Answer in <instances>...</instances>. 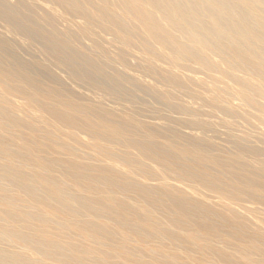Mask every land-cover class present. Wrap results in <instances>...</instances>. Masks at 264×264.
<instances>
[{
  "label": "bare ground",
  "instance_id": "bare-ground-1",
  "mask_svg": "<svg viewBox=\"0 0 264 264\" xmlns=\"http://www.w3.org/2000/svg\"><path fill=\"white\" fill-rule=\"evenodd\" d=\"M17 1L37 17L47 15L63 23L66 30L73 29L94 49L107 43L110 57L122 68L137 71L139 79L166 104L179 105L184 128L193 132L186 144L177 146L170 139H161L162 135L133 109L119 119L112 118L103 109L94 110L73 98H63L58 86L42 90L24 73L25 62L9 53L20 77L16 84H9L11 72L0 68L2 95L24 96L25 107L45 111L54 127L19 119L12 114L6 98L0 96V264H53L49 261L72 259L95 264H264V232L249 229L231 211L206 207L184 192L167 188L166 183V187L144 185L121 177L108 165L82 162L74 143L59 136L76 141L78 132H88L93 136V148L101 154L114 155L115 151L109 152V142H120L124 149L135 147L141 156L172 167L183 181L212 187L230 200L264 199V180L256 181L252 175L255 171H247L244 162L249 157L248 164L264 179V150L241 147L243 142L264 140V108L258 112L244 108L264 94V52L248 42L258 37L255 33L260 32L259 26L264 31V16L254 11L261 0H243L240 9L224 12L232 14L227 19L235 17L232 21L236 26L222 23L215 11L209 19L214 34L229 26L239 28L237 32L242 34L236 33L237 38L245 42L227 50L242 61L251 59L252 64H247L260 69L258 72L242 67L238 61L242 66H232L221 56L219 41L202 40L188 27L192 11L187 12L185 3L184 9L177 0H40L49 5L45 11L37 0ZM201 1L209 11L222 5V0ZM56 23L50 24L51 30ZM53 32L55 49L77 40L62 39ZM233 35L225 38L229 44ZM5 40L0 37V49L9 43ZM191 48L210 58L211 63L205 66ZM156 117L162 124L171 122L168 116ZM218 127L231 133L236 147L233 157L221 159L205 151L204 143L210 141L206 129L212 132ZM129 128L140 136L127 137ZM172 134L181 138L176 131ZM18 138L20 143L12 149V142ZM141 156H127L126 163L143 172L146 167L139 160ZM233 165L240 170L227 176L236 179L233 182H224L219 174L211 172L220 167L229 172ZM129 240H133L135 249H131ZM5 244L9 248L1 246ZM89 244L97 248H89ZM230 244H235L232 251L225 249ZM26 249L38 258L28 256Z\"/></svg>",
  "mask_w": 264,
  "mask_h": 264
},
{
  "label": "rangeland",
  "instance_id": "rangeland-1",
  "mask_svg": "<svg viewBox=\"0 0 264 264\" xmlns=\"http://www.w3.org/2000/svg\"><path fill=\"white\" fill-rule=\"evenodd\" d=\"M177 1L179 2V4L181 3L184 9L186 5L187 8L185 10L187 12L192 11L189 20L193 21L189 22L193 23V27L191 28L192 24L190 23L188 24V27L191 30H195L198 35L202 38V40L206 41V43H213L215 41H219L220 47L222 49L219 48L218 50L220 51L221 56L224 57L228 61V63H230L232 66L243 65L242 67H247L249 69L251 68L252 71L254 70L253 72H258V70H260L257 68L254 69V67H251L249 65L252 64V61H250L251 59L246 57L247 59L243 58L242 61V59L234 57L229 52L231 47L245 42L242 37L237 38L238 35H236V33L242 34V32H237V29L239 30V28H232L231 26H229L230 28H227V30L225 29L226 31H216L214 34V30L212 29V27H214L213 23L211 22V20H209L211 18L213 19L215 11V14L220 17V21L222 23H224L225 21V23H227L228 25L231 23H234L232 25H235V17H231L233 19H227V17L230 18L232 14H229L228 16V14L225 13L233 11V9L235 11V8L240 9L239 6L243 5V0H222V5H219L220 7L218 9H214L211 11L202 6L203 2L201 0H194L195 2L193 0ZM184 3L185 5H183ZM36 4L39 6V8H42L44 11L45 9L49 10V5L40 0H37ZM223 5L225 7H223ZM195 6L198 7V9ZM255 6L256 8L254 11L259 15L264 16V0L257 2ZM32 11L33 10L29 8L25 9L21 7L20 3L17 0H8L5 3L3 0H0V37L2 39L5 38L6 43L9 42L3 48L0 49V68H6L11 72L12 77L7 81L9 84H16L20 77L19 72L16 70L14 61L8 57L9 53H13L14 55H11L18 57L20 61L25 62L26 67L24 73L37 84L38 88L44 90L48 87L58 86L60 88L61 94L64 96L63 98H73L75 100H78L79 102H82L83 104L91 105L95 108L94 110L103 109L106 112L110 113L111 116H113L112 118L116 117L119 119L123 117L130 109H133L136 113H139L138 115H140L147 121L150 128H155V130H157V132L162 135L161 139H170L175 142L177 146H182L183 144H186L187 141H189L190 135L193 130L190 131V129L184 128L185 122L183 116L180 114L181 112H179L181 111L180 107H178L179 105L166 104L162 101L161 97L155 91L152 90L149 85L139 79L137 71H130L128 69L122 68L118 62L114 61L113 58L110 57L111 50H109L107 43H103L99 48L94 49L87 38H78L76 32L73 29L66 30V27L62 25L63 23L58 24L47 15L37 17ZM204 11L206 12L205 15ZM199 12H201V14ZM152 14L154 13L152 12L149 15ZM203 18H205V20ZM226 20L228 21L226 22ZM53 22L56 23V27L54 29L55 31L51 30L50 28V24ZM198 23L200 24L199 26ZM259 28L260 32L258 31V28L257 30L255 29L257 33L259 32L258 34L255 33V30H253V33L258 36L256 37L257 40L255 39L254 42L249 39L247 40H249L248 42L250 43V45H252L253 48L256 47V50L262 49L264 52V31L261 30L262 28L260 26ZM233 29H235L236 32L235 30L233 31ZM231 31L233 33H231ZM262 31L263 33H261ZM52 32L54 35L62 39L75 38L77 40L76 42H73V45L69 44L64 48L58 50L53 48L52 46ZM216 33L219 34L218 38L216 37L218 35ZM226 34H228V36L234 34V40L232 41L235 42L236 40L237 44L231 42V46V44H229L230 42L225 39L228 37ZM261 34H263V36ZM207 35L209 36V38L207 37ZM202 36H204L205 39ZM213 39H215V41ZM185 40L186 39H182L184 43L186 42ZM222 40L224 41L223 43ZM118 49L119 48L116 47L115 52H117ZM193 51L191 48V53H194V57L197 58L199 61L201 59L200 62H203L205 66L211 63L210 58L209 60H207L208 58L205 55H200L199 53H196V51ZM230 54L232 55V57H230ZM133 58L136 59V57ZM238 59L241 60V62ZM237 61L242 65L239 64ZM233 62L237 64H233ZM40 63L43 66L45 64L48 68H45V70L41 69L42 66H40ZM261 66H263L262 69L264 70V63H261ZM0 96H2L4 99L6 98L5 102L10 107L12 114L18 117L19 119H22L24 121H32L38 126L45 125L44 127L46 128L51 127L50 129L54 127V123L48 119V116L45 111L38 108L25 107L26 99L24 96L20 94H9L4 96L2 95L1 88ZM259 97L260 98H254V106H249L245 104V110L251 112H258L260 108H264V94H260ZM156 115L168 116L169 118H171L170 124H162L161 122H159L160 119L157 118ZM155 124L158 125L155 126ZM218 128L219 129L213 130L212 132H210V128L206 129L205 132L207 135L210 136V141L204 143L207 144V146H205V151H207L209 155H214L221 159L233 157L236 152V147L231 133H229L223 127ZM73 131L75 130L73 129ZM172 131H176L177 133H179L181 135V138L175 137L172 134ZM128 133L129 134H127L126 136L129 138L140 136L139 134L135 135L131 128L128 129ZM77 134L78 139L76 141L70 140L65 135L59 136L60 139H62L63 141L74 143V145H72L73 143H71V145L75 147L76 151L80 154V161L82 160V162L86 163H89L91 161L94 163L98 162L97 164L108 165L110 167H113V169L115 168L114 170H116V172L120 174L121 177H125L128 180L140 184L149 186L163 185V187H166L167 184V188L175 190L177 189V191L184 192L183 194L194 198L206 207H211L218 211H231L232 214L236 217H239L240 220H242L249 229L264 232V199L261 198L259 200L254 198L252 199L247 197H241L230 200L229 198L223 196L221 192L219 193V191H215V189L212 187L207 188V186H203L202 184L197 182H195V184L194 182L188 181L187 179L183 181L184 178L180 179L181 176H179V173L175 169L154 158L141 156L138 149L135 147H128L127 149H124L120 142H109V152L113 154L114 152L112 153L111 151H115L116 153H114V155L101 154L93 148V136H91L90 133L78 132ZM210 134H212V136ZM20 141L21 139L19 138L15 139V142H12L13 147L11 148L14 149L20 143ZM241 145H244L241 147L245 148H255L256 151L259 152L260 149L264 150V140L254 139L247 142H243ZM128 149L130 152L128 151ZM238 149L242 150L239 147ZM63 153L64 154H62V157L65 158V151H63ZM127 156L135 158L141 156L139 160H142L143 166L146 167L144 171H138V173L130 164H127L128 162L125 158ZM249 159L250 158L246 156L244 160V162L247 163V171H255L252 172V175L255 180L263 181L264 179H262L261 173L259 171H256L257 169L252 168L251 165L248 164L247 161H249ZM165 165L168 167H165ZM220 169L221 167L218 169L214 168L211 169V172H213L215 175L219 174L218 177H222L221 180H223L224 182L236 181V179H229L227 178V176L229 174H238V171L240 172V170H238L237 165L231 166L229 172H227V169ZM178 176L180 178H178ZM192 183L195 185H193ZM232 201L234 203H232ZM216 245L219 247H224L223 244L220 242H216ZM1 246L9 248V246H6V244ZM129 246L131 247V249H135L136 245L133 240H129ZM234 246L235 244H230L227 247L225 246V249L228 251H232V248ZM88 247L92 249L97 248L95 244H89ZM104 248H107V245L104 246ZM25 252L28 256L31 255L30 257L32 258H38V255L33 251L26 249ZM80 261L72 259L49 262L53 264H95L93 261L89 263Z\"/></svg>",
  "mask_w": 264,
  "mask_h": 264
}]
</instances>
